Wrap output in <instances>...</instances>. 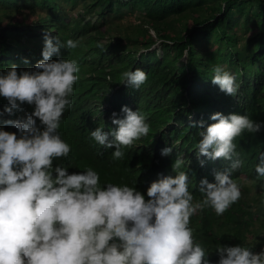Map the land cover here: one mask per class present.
Wrapping results in <instances>:
<instances>
[{"label": "trees", "instance_id": "1", "mask_svg": "<svg viewBox=\"0 0 264 264\" xmlns=\"http://www.w3.org/2000/svg\"><path fill=\"white\" fill-rule=\"evenodd\" d=\"M77 5L80 8L72 15ZM36 8L48 15L39 24L0 23V69L13 63L18 70L34 67L42 59L45 33L62 42L78 41L77 47H61L52 57L74 59L80 69L72 104L63 112L58 129L71 151L54 164L59 160L72 168L85 163L104 182L146 192L153 180L176 174L172 164L180 154L195 202L202 199L200 180L206 177L213 182L214 173L230 168L231 161L198 156L199 129L191 122L203 119L206 127L216 111L246 112L264 121V0H0V18ZM9 10H13L10 15ZM134 12L139 25L113 38L108 18ZM156 42L159 45L153 46ZM217 64L235 75L239 84L235 96L211 82ZM136 67L147 73L138 89L124 83L122 76ZM105 102L118 117L124 115L123 105L138 108L150 124L147 135L123 146L120 159L112 157L114 147L98 145L89 134L100 125L105 131L118 127L112 116L103 115ZM6 105L7 99L0 96V126L16 132L3 122L26 117L33 105L25 102L11 116L3 112ZM234 143L242 163L231 175L240 187V198L221 215L206 207L190 217L189 227L211 261L219 259L218 244H243L253 252L264 249V176L255 171L264 151V126L258 132L245 130ZM164 147H172L171 153L162 155Z\"/></svg>", "mask_w": 264, "mask_h": 264}, {"label": "clouds", "instance_id": "2", "mask_svg": "<svg viewBox=\"0 0 264 264\" xmlns=\"http://www.w3.org/2000/svg\"><path fill=\"white\" fill-rule=\"evenodd\" d=\"M77 45V40L62 42L45 33L42 59L34 67L18 70L13 63L0 69V96L7 99L3 112L11 116L25 102L33 105L26 117L3 122L18 131L0 126V264H264V249L253 252L243 244H218L219 259L211 261L189 227L198 210L211 207L221 215L241 196L231 175L242 163L234 138L264 126V121L246 112H213L209 117L213 122L206 127L203 119L191 122L199 129L198 156L231 161L230 168L214 173L213 182L206 177L200 180L202 199L195 202L180 154L172 164L176 174L153 180L146 192L104 182L85 163L72 168L59 160L54 164L71 151L58 129L63 112L72 104L80 69L74 59L52 57L61 47ZM212 72L211 82L235 96L239 89L235 75L219 64ZM122 76L136 89L147 80L139 67ZM102 105H107L102 106L103 115L112 116L118 127L105 131L100 125L89 134L98 145L114 147V159L123 158V146L148 134L147 114L123 105L124 115L118 117L109 102ZM171 151L172 147H164L161 154ZM255 171L264 176V151Z\"/></svg>", "mask_w": 264, "mask_h": 264}, {"label": "rangeland", "instance_id": "3", "mask_svg": "<svg viewBox=\"0 0 264 264\" xmlns=\"http://www.w3.org/2000/svg\"><path fill=\"white\" fill-rule=\"evenodd\" d=\"M80 8V5H77V7L75 8L76 10H74L72 12V15H75V13L78 11L77 9ZM29 9H27L28 11ZM13 10H9L8 14L10 15V12H12ZM26 10H24L23 12H18V11H14V14L11 15V18H0V23H4L6 20H8L10 23H15V22H18L20 24H39V22L42 21V19H44V15L45 16H48L45 11H42L40 10L39 8H36L35 10L33 11H28L27 12ZM2 10H0V16H2ZM117 15V14H116ZM116 15H113V16H110L107 20L108 22V28L110 29V33L112 34V37L115 38L116 35L117 36H121L123 35L124 33H127L129 30H132V28L136 25H139L140 23V20L139 18L137 17L138 13L137 12H134L133 14L131 13H125L123 14L122 16H118L116 17ZM116 18H115V17ZM24 17H27V18H24ZM24 20L23 22H19V21H22ZM27 22V23H25ZM47 28L50 27V25H47L46 26ZM178 27V26H177ZM149 31L152 33V35L154 37H156L154 31L149 28ZM159 43L156 42L154 43L153 46H158ZM201 48V47H199ZM103 106V105H102ZM107 105L103 106L106 108ZM103 113L105 114V111H103ZM249 194V193H248Z\"/></svg>", "mask_w": 264, "mask_h": 264}]
</instances>
